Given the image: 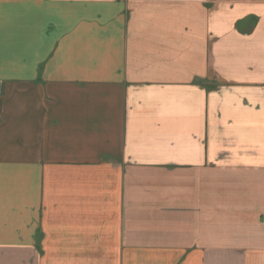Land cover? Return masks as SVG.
Returning a JSON list of instances; mask_svg holds the SVG:
<instances>
[{"label": "crops", "instance_id": "1", "mask_svg": "<svg viewBox=\"0 0 264 264\" xmlns=\"http://www.w3.org/2000/svg\"><path fill=\"white\" fill-rule=\"evenodd\" d=\"M0 264H264V0H0Z\"/></svg>", "mask_w": 264, "mask_h": 264}]
</instances>
